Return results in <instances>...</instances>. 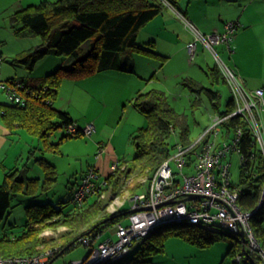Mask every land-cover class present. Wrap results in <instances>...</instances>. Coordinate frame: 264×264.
<instances>
[{
  "label": "trees",
  "instance_id": "1",
  "mask_svg": "<svg viewBox=\"0 0 264 264\" xmlns=\"http://www.w3.org/2000/svg\"><path fill=\"white\" fill-rule=\"evenodd\" d=\"M178 1L40 0L15 10L10 15L14 34L19 37L39 35L42 38L41 43L23 57L14 58L16 64L25 66L31 72L37 62L51 54L69 55L74 60L71 66H58L43 77L12 76L4 81L16 85L21 98L19 101H0L2 123L11 133H15L14 130L17 129L22 130L41 141L45 149L59 153L64 139L82 137L84 128L74 121L68 111L54 104L63 80L85 79L105 70L127 72L122 63V52H135L161 60V65L166 63L169 56L157 51L155 41L150 40L141 45L138 43V35L149 21L167 9L166 2L175 5ZM90 39V45L85 48V43ZM207 74L213 82L227 83L217 65L209 68ZM189 86L197 93L206 92L215 112L225 114L235 108L232 94L225 109L221 110L220 91L206 87L194 78H191ZM132 104L148 119L147 124L137 128L131 136L134 153L116 162V169L105 177L100 174L96 193L89 196L83 205L73 203L71 198L69 206H66L67 200H60L57 206L51 202L28 205V219L23 229L17 234H8L5 230L0 233V257L34 256L51 251L47 264H52L66 250L84 244L83 238L90 237L94 246L108 237H103L104 231L112 229L116 223L125 222L130 212L131 199L111 211L108 209L109 199H103L102 194L112 189H121L123 179L130 177L135 181L130 188L131 196L145 191L156 169L173 153L177 141H192L189 138V117L179 113L171 105L165 90L151 88L139 91ZM71 123L76 124L78 129L73 133L68 131ZM239 125L243 131L239 146L245 160L241 163L239 183H233L240 190L239 205L243 210L252 212L261 205L251 216L250 222L264 249L263 152L248 122L239 116L226 120L222 138L230 137ZM63 128L66 132L62 133L58 140H52L56 130ZM172 136L178 139L175 143L171 140ZM38 149L45 150L40 146ZM36 161L42 166V177L23 176L18 165L6 171L0 184V221L7 214L15 196H35L47 192L58 181L55 164L43 156L38 157ZM87 170L88 168L84 170L82 176ZM143 177H146V180L142 183L140 180ZM78 185V182L71 185L72 194ZM92 196L96 198L90 201ZM61 226L66 229L59 237L45 236L47 229H58ZM169 226L182 228L173 231L168 229ZM204 231L213 233L215 230L186 221L162 223L137 241L125 256L101 264H153V258L165 250L166 240L172 234L201 246H209L218 239L216 235L205 234ZM215 232L236 238L237 242L230 244L227 252L233 257L234 264H264L261 257L248 247L246 241L244 243L241 235H235L225 228ZM90 253L89 246L85 256Z\"/></svg>",
  "mask_w": 264,
  "mask_h": 264
},
{
  "label": "rangeland",
  "instance_id": "2",
  "mask_svg": "<svg viewBox=\"0 0 264 264\" xmlns=\"http://www.w3.org/2000/svg\"><path fill=\"white\" fill-rule=\"evenodd\" d=\"M31 2L36 3L40 2V0L26 1L22 5H16L14 8L32 4ZM245 2L247 1L245 0ZM11 3V0H0V34L6 36L8 41V43L5 41L0 42V51L5 49L6 53L2 56L5 64L11 68L4 71L5 74L9 76L11 72V76L43 77L58 66H71L74 58L69 55H48L37 62L35 69L31 72L25 66L14 62V58L23 57L30 49L40 44L42 38L39 35L30 36V38L14 36L10 15H8L14 10ZM216 3L217 0H179L175 5L166 2L169 10L162 14L168 15L167 13H169L170 17H172L171 22L174 25L172 27L168 25L164 27L161 24L162 20H160L159 24L151 26L153 23L151 22L146 28L141 30L138 43L144 45L146 44L145 42L157 38L156 40L161 43L157 51L169 56L170 60L166 61L167 63L161 65V60L135 52L132 54L128 52L121 53L124 69L127 70L126 73H130L125 75H131V79L125 87H132V91L141 88H145L143 89L145 91L151 88L165 90L171 105L179 113H184L189 117L191 124L189 138L192 141L196 140L208 126L211 121V115L215 111L206 92L197 93L194 88L189 86L191 78L200 81L206 87L220 91L221 110L225 109L226 102L232 94L227 83L223 81L213 82L208 76L209 68L217 65L220 69L221 66L212 50L202 40L196 39L195 32L186 24V22L192 23L202 34L206 35L217 31V29L211 28L213 19L217 18L219 10L222 9L221 5ZM188 9L191 12L189 15H196L197 20L192 19L193 17L191 19L186 17L184 12L188 11ZM184 16L188 21L183 19ZM245 18L254 21L256 25L250 28L245 25L246 33L240 43H237V37H235L236 34L234 33L231 41V51L227 49L225 44L215 45L214 48L221 59L234 69L237 74H239L237 71L239 68L250 82L256 81L260 83L264 80V7L261 4L250 5L245 13ZM198 20H201L205 26L210 28L201 27ZM189 38L192 43H196L195 53L192 58L189 54V44L186 45V48L180 49ZM24 39H28L26 44H29V39L35 40L30 41L29 47L24 44ZM91 41L92 39L88 40L84 47L88 48ZM27 48L30 49L25 50ZM154 61L157 66L153 65ZM236 66L237 69L235 68ZM108 73H120L122 75L123 72L105 70L85 79H64L59 89V96L54 103L58 108L63 106L62 108L70 109L72 116L77 118L81 127L93 123L95 126L93 134L66 138L60 146L61 151L54 153L45 149L44 144L36 137L34 138V136L23 132V141L20 147L26 146V148L18 164L23 172L22 175L42 177V166L36 159L43 156L46 160L56 165L59 179L53 188L47 192L39 193L35 196L22 194L15 196L7 214L0 221V233L3 230L8 234L19 233L28 219L26 207L30 204L51 202L56 205L60 200H67L66 206H69L72 196L70 187L75 182L80 184L84 170L94 161V157L100 153V140L108 142L113 137L114 142L122 143L126 150L129 149L132 151L131 154L134 153V147L131 143V132L146 125L148 119L144 114L137 111L132 104L136 94L134 96L131 94L128 97L129 101H125V103L119 102L120 100L115 97L119 89L117 87L112 88L109 85L110 83L108 84L112 79L108 76ZM0 101H11L6 90L1 87ZM122 105L123 107L125 106L126 111L122 109ZM95 118L99 119V123L94 122ZM64 132H66L64 128L56 130L51 139L58 140ZM171 140L175 143L178 139L172 136ZM39 146L45 150L38 149ZM15 149V146H13L12 151ZM33 149L35 150L31 153ZM229 159L232 161V180L237 184L240 180L242 158L239 153L234 152ZM6 171L0 168V184L3 182ZM145 180L146 177H143L140 181L143 183ZM134 182L133 177L124 178L121 189H112L106 192L105 197L102 198L109 199V210L115 211L123 205L124 201L131 199L130 188L134 185ZM95 198V196H92L90 201ZM125 222H128L127 218ZM179 228L182 227H168V229L173 231ZM65 229L64 226L58 229L49 228L47 229L48 234H45V236L49 238L59 237ZM204 233L214 234L218 239L209 246H201L181 236L170 235L166 240L165 250L153 258V264H234L233 257L229 256L227 252L230 244L237 242L236 238L215 231L213 233L204 231ZM102 235L103 237L113 236L115 238V228L104 231ZM88 251L89 246L79 244L74 249L66 250L52 264H69L74 260L82 259Z\"/></svg>",
  "mask_w": 264,
  "mask_h": 264
},
{
  "label": "built area",
  "instance_id": "3",
  "mask_svg": "<svg viewBox=\"0 0 264 264\" xmlns=\"http://www.w3.org/2000/svg\"><path fill=\"white\" fill-rule=\"evenodd\" d=\"M183 19L186 20L185 16ZM186 24L195 32L196 39L202 40L214 53L221 66L220 71L232 91L235 108L225 114H212L210 123L196 140L190 143L178 141L173 153L154 172L148 188L132 196L128 222H119L113 227L116 237L108 236L94 246L90 237L83 238V243L91 247V253L70 264H101L122 258L157 225L183 221L215 231L225 228L235 235H241L243 231L248 247L264 263V249L250 222L251 216L261 205L252 212L243 210L239 205L240 190L232 180L230 155L236 152L241 155V161L245 160L239 146L243 137L242 127L237 126L230 137L222 138L226 120L239 116L248 122L264 155V89L246 88L241 77L221 59L214 48L215 45L225 44L229 51L232 50L231 41L238 27L237 22L227 21L222 31L207 35L202 34L192 23ZM195 49L196 43L191 42V58ZM0 87L6 90L11 99L20 100L16 85L2 82ZM77 130L74 123L68 127L71 133ZM94 130V124L90 123L82 132L91 135ZM116 166V163L111 166L112 171ZM99 181V170L94 165L89 166L72 194V202L83 205L89 196L96 193ZM51 253L47 251L34 256L0 257V264H47Z\"/></svg>",
  "mask_w": 264,
  "mask_h": 264
},
{
  "label": "crops",
  "instance_id": "4",
  "mask_svg": "<svg viewBox=\"0 0 264 264\" xmlns=\"http://www.w3.org/2000/svg\"><path fill=\"white\" fill-rule=\"evenodd\" d=\"M11 1H12L11 5H13V8H14L18 4L22 5V3L26 2V1L28 2V1H34V0H11ZM246 1L247 2H245V0H217V3L219 5H221L222 9L219 10L217 18L213 19V23H212L211 28L217 29L218 31H222L224 29L225 22H227V21L237 22L238 27H237V30L235 31V34H236L235 37H237V43H240V41H242L241 39L244 38L245 33H246L245 25L247 28L254 27V25H256L254 23V21H252L250 19L247 20V18H245V13L248 10L249 6L252 4H261L264 7V0H246ZM31 3H34V2H31ZM22 7L23 6L14 8V10L8 15H11L15 10L22 8ZM168 10L169 9H166L163 12H168ZM162 13L158 14L151 21H149L147 23V25H145L142 29L146 28L151 22H153L151 26H153V24H159L158 22L160 20H162V23H161L162 26L166 27L168 25L169 27H172L174 25V23L171 22L172 17H170V14L167 13L168 15H163ZM184 13L186 14V17H188L189 19H191V17H193L192 19L197 20L196 15H193V16L189 15L191 13L189 11V9H188V11L186 10ZM160 16H162V17H160ZM198 21H199L198 23L201 27H203V28L206 27V29L210 28V27L205 26L201 20H198ZM240 27H241V29H240ZM238 28H239V30H238ZM141 30H140V32H141ZM140 32H139L138 37L140 36ZM13 34H14V32H13ZM241 35H243V36H241ZM14 36H16V35L14 34ZM148 36L151 37L150 35H148ZM2 37H4V38H2ZM25 38H30V37H25ZM156 39L154 38L151 40L155 41L156 49H157V48H159L161 43H159V40H156ZM24 40H25L24 44H26V42H28V39H24ZM31 40H35V39H29V44H26L27 46L30 45ZM1 41H5L6 43H8L6 36H2L0 34V42ZM191 41L192 40L190 38L188 40H186L180 49L186 48V45L190 44ZM28 49H30V48H27L25 50H28ZM21 50H23V49L21 48ZM5 53H6L5 49H2L0 51V79H2V81L5 78H7V79L10 78V76H11V72H10L9 76L6 75L4 72V71L11 69L10 67H8L9 65L5 64L4 58L2 56V55H5ZM7 53H12V52H7ZM169 60H170V58L167 60V62ZM153 65L157 66V63L155 62V63H153ZM235 68L237 69V66ZM237 71L239 73L238 75L243 80L244 85L249 90H255L257 88H263L264 89V80L260 83H257L256 81H254L252 83L248 80V78H246V76H244L243 73H241L242 71H240L239 68L237 69ZM107 72H111V71H107ZM118 72H123V73H122V75L120 73H108V76L112 78L108 82V84L110 83L109 85L112 86V88L117 87V89H119V91L115 94V97L120 100L119 102L125 103V101H129L128 97L131 94L134 96L139 91H145V90H143L145 88H141L139 90L135 89L132 91V87H125L126 84L130 81L131 75H125V74H130V73H126L124 71H118ZM18 77H22V76H18ZM93 78H95V77H93ZM92 80H94V79H92ZM135 91H137V92H135ZM123 105H122V109L123 110L125 109V111H126V108H125V106L123 107ZM62 107L63 106H60L59 108L62 110L68 111L70 113L71 117L74 119V121H76L78 123L77 118H74L72 116L71 110L67 109V108H62ZM104 107L106 108V106H104ZM214 113H212V114H214ZM263 120H264V115H263ZM98 121H99V119L95 118L94 122L97 123ZM14 131H15V133H11V131L2 123V120L0 117V168L3 171H6L7 169H10V168L17 166L19 164L20 157H22V155L24 154V149L26 148V146L20 147V145L23 141L22 134L24 131L18 130V129L14 130ZM135 131L136 130H134L131 133L133 134ZM113 140H114L113 137L110 138L108 140V142H104L103 140H100V142H101L100 153H98V155H96L97 154L96 153L95 154L96 156L94 157V161L91 164H89V166L94 164L99 169V172H100L102 177H105L110 172H112L111 166L114 163L118 162L121 158H123L127 155H131V153H132V151H130L129 149L126 150L123 147L122 143L118 144L117 142H114ZM13 146H15L16 149L12 151ZM31 153H33L32 150H31Z\"/></svg>",
  "mask_w": 264,
  "mask_h": 264
},
{
  "label": "water",
  "instance_id": "5",
  "mask_svg": "<svg viewBox=\"0 0 264 264\" xmlns=\"http://www.w3.org/2000/svg\"><path fill=\"white\" fill-rule=\"evenodd\" d=\"M260 207H261V206H260ZM260 207H259V208H260ZM241 237H242V239H243V241H244V243H245V233H244L243 231L241 232Z\"/></svg>",
  "mask_w": 264,
  "mask_h": 264
},
{
  "label": "clouds",
  "instance_id": "6",
  "mask_svg": "<svg viewBox=\"0 0 264 264\" xmlns=\"http://www.w3.org/2000/svg\"><path fill=\"white\" fill-rule=\"evenodd\" d=\"M93 134V133H92ZM84 135V134H83ZM105 195H106V193H105ZM102 197V196H101Z\"/></svg>",
  "mask_w": 264,
  "mask_h": 264
}]
</instances>
